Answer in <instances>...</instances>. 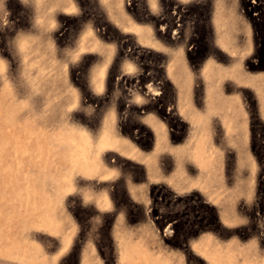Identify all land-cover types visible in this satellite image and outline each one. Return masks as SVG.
I'll return each mask as SVG.
<instances>
[{"label":"rangeland","instance_id":"374dc122","mask_svg":"<svg viewBox=\"0 0 264 264\" xmlns=\"http://www.w3.org/2000/svg\"><path fill=\"white\" fill-rule=\"evenodd\" d=\"M0 264H264V0H0Z\"/></svg>","mask_w":264,"mask_h":264},{"label":"bare ground","instance_id":"6f19581e","mask_svg":"<svg viewBox=\"0 0 264 264\" xmlns=\"http://www.w3.org/2000/svg\"><path fill=\"white\" fill-rule=\"evenodd\" d=\"M29 18V17H28ZM219 20H222L221 17L218 18ZM31 21V20H30ZM30 23V22H29ZM222 23V22H221ZM218 26V25H217ZM227 34V33H226ZM222 35V34H221ZM222 38V36H221ZM226 39V38H225ZM16 40V39H15ZM201 79V78H200ZM53 80V79H52Z\"/></svg>","mask_w":264,"mask_h":264}]
</instances>
